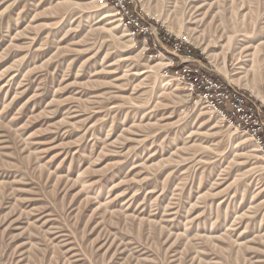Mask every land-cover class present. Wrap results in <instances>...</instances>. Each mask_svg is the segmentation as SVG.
<instances>
[{"label": "rangeland", "instance_id": "rangeland-1", "mask_svg": "<svg viewBox=\"0 0 264 264\" xmlns=\"http://www.w3.org/2000/svg\"><path fill=\"white\" fill-rule=\"evenodd\" d=\"M118 1L0 0V264H264V154L166 43L264 117V0Z\"/></svg>", "mask_w": 264, "mask_h": 264}, {"label": "built area", "instance_id": "built-area-1", "mask_svg": "<svg viewBox=\"0 0 264 264\" xmlns=\"http://www.w3.org/2000/svg\"><path fill=\"white\" fill-rule=\"evenodd\" d=\"M117 13L120 15V22L130 30L133 38L137 34L147 36L152 35L151 27L144 26L139 15L132 13L128 4L124 0L115 3ZM147 39V38H146ZM159 45V39H151ZM171 41L166 40V43ZM165 43V42H164ZM165 43V44H166ZM172 54L179 63V69L175 70V75L184 81L189 95L208 110L216 111L234 129H242L259 146L264 154V117L262 110L255 105L248 97L240 91L227 85L218 77L211 75L200 59L193 57L190 48L185 44H171ZM166 46H163L165 50ZM185 49V53L181 50ZM167 51V50H165ZM174 65V61L170 66Z\"/></svg>", "mask_w": 264, "mask_h": 264}, {"label": "bare ground", "instance_id": "bare-ground-1", "mask_svg": "<svg viewBox=\"0 0 264 264\" xmlns=\"http://www.w3.org/2000/svg\"><path fill=\"white\" fill-rule=\"evenodd\" d=\"M103 9V8H102ZM259 61V60H258ZM257 62V61H256ZM257 65V64H256ZM228 74V73H227ZM182 89V88H181ZM251 92H252V94L254 95V96H256L257 98H259L263 103H264V96L257 90V89H254V88H252L251 89ZM206 113V112H205ZM207 114H208V116L210 117V118H213L214 120H218V114L216 113V112H214V111H212V110H209L208 112H207ZM220 119V118H219ZM239 134V133H238ZM230 135V138L231 139H234L235 141L236 140H241V139H243L240 135H237V134H229ZM242 135V134H241ZM240 138V139H239ZM258 146V145H257ZM255 147V146H254ZM259 147V146H258ZM249 148H251V146L249 147ZM253 148V147H252ZM261 150V149H260ZM252 151V153L254 152L255 153V151L256 150H254V148L251 150ZM258 152V151H257ZM263 153V152H262ZM252 155H254V154H252ZM259 155V154H258ZM256 153H255V156L258 158L259 156H258Z\"/></svg>", "mask_w": 264, "mask_h": 264}, {"label": "trees", "instance_id": "trees-1", "mask_svg": "<svg viewBox=\"0 0 264 264\" xmlns=\"http://www.w3.org/2000/svg\"><path fill=\"white\" fill-rule=\"evenodd\" d=\"M129 6V5H128ZM129 8L131 9V7L129 6ZM159 37L160 38H163V34L161 33V34H159ZM172 40H174V39H171V41H169L168 42V45L169 46H171V44H172V42H174V41H172ZM150 42V41H149ZM181 52L182 53H185V49L183 48L182 50H181ZM190 52H191V54L193 55V57H195V58H197V59H200V60H203L202 58H201V55L197 52V51H194V50H192L191 48H190ZM180 67H179V65H178V67H176V70L177 69H179Z\"/></svg>", "mask_w": 264, "mask_h": 264}]
</instances>
